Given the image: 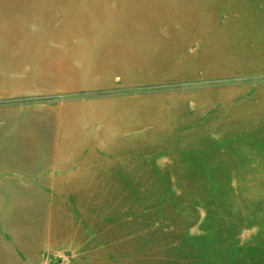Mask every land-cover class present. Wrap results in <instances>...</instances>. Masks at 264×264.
Wrapping results in <instances>:
<instances>
[{
    "label": "rangeland",
    "instance_id": "obj_1",
    "mask_svg": "<svg viewBox=\"0 0 264 264\" xmlns=\"http://www.w3.org/2000/svg\"><path fill=\"white\" fill-rule=\"evenodd\" d=\"M0 264H264V0H0Z\"/></svg>",
    "mask_w": 264,
    "mask_h": 264
}]
</instances>
